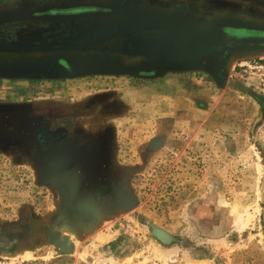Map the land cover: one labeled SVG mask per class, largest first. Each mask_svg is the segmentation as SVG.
<instances>
[{"label":"rangeland","instance_id":"rangeland-1","mask_svg":"<svg viewBox=\"0 0 264 264\" xmlns=\"http://www.w3.org/2000/svg\"><path fill=\"white\" fill-rule=\"evenodd\" d=\"M125 10L264 30V0H0V264H264V38L221 82Z\"/></svg>","mask_w":264,"mask_h":264},{"label":"water","instance_id":"water-1","mask_svg":"<svg viewBox=\"0 0 264 264\" xmlns=\"http://www.w3.org/2000/svg\"><path fill=\"white\" fill-rule=\"evenodd\" d=\"M104 16L110 19H119L124 28L125 26H130L135 31L140 32L145 29L149 35V47L151 51L168 58L172 56L183 59V62H186L189 66L196 64L204 57H214L216 59L214 73L221 82H224L227 78L228 72L226 68L233 52L237 47H247L246 43H230L232 39H228L227 30L264 31L255 28L224 26L220 23L201 28H192L190 23H186L187 21H185L184 17L173 12L159 13L150 11L149 14L144 15L137 10H125L124 12L107 13ZM143 19L147 20L143 23ZM109 26L111 25H107L108 29H111ZM209 28L216 29L223 36V39H211L205 36V30ZM227 40H229V43ZM237 44L240 45L237 46ZM154 68L158 70L159 74L163 71V68L160 66ZM160 146L161 139L154 138L151 140V148L155 149Z\"/></svg>","mask_w":264,"mask_h":264},{"label":"flooded vegetation","instance_id":"flooded-vegetation-1","mask_svg":"<svg viewBox=\"0 0 264 264\" xmlns=\"http://www.w3.org/2000/svg\"><path fill=\"white\" fill-rule=\"evenodd\" d=\"M91 10H94V8L93 7H87V6H80V7L66 8V9L54 8V9H52L49 12L51 14H54V15L55 14H67V15H70V14H78V13H82V12H87V11H91ZM227 34H228V37L230 39H232V41H234V43L243 44V43L249 41L251 43L250 44L248 43V44L251 47L252 46H255L257 44L262 45V43H258V42H255V41H251L250 39L264 38V31H254V30H240L239 31V30L229 29V30H227ZM245 39H248V40H245ZM62 63L63 64H66L65 61H63V60H62ZM65 133H66L65 129H60L58 131V135L57 136H62ZM38 136H39V139L41 140V143L44 146H48L49 144H51V141L56 138L55 136L51 135L47 131V129H44L43 131H41L38 134ZM43 136H48L49 140L47 142H45L43 140ZM149 147H150V144H149ZM150 149L152 150L154 148H151L150 147Z\"/></svg>","mask_w":264,"mask_h":264},{"label":"crops","instance_id":"crops-1","mask_svg":"<svg viewBox=\"0 0 264 264\" xmlns=\"http://www.w3.org/2000/svg\"><path fill=\"white\" fill-rule=\"evenodd\" d=\"M228 39H230V38H228ZM240 44H237V46H239ZM236 46V45H235ZM247 47H237V49L235 50V51H238V50H245ZM196 67H199V63L197 62L196 64H194V65H192V68H196ZM186 69L188 68V67H185ZM191 68V69H192ZM168 71V70H167ZM165 73V72H164ZM198 81V80H197ZM193 83H196V79L193 81ZM193 85V84H192ZM190 87H193L194 88V85L193 86H191L190 85ZM121 99H123V100H119V103H122V104H126V99L124 98V97H121ZM134 103H135V107L137 108V106H139V105H141L142 103H139L137 100H135L134 101ZM105 107H106V105H103L102 106V108H101V110H100V113H99V115H100V118H102V123H101V125L102 126H99L98 128H97V126H95L96 124H99V123H96V122H92L91 124H87V126H86V128H84V129H89V130H91V127H92V129H101V130H113V129H116L118 126H117V124L119 125V121L118 122H112V121H110V117H111V115L112 114H115V113H106L107 112V109H105ZM136 110V109H135ZM172 113V112H171ZM92 114V115H91ZM117 115H118V118H119V120H122L123 118H122V116L124 117V115H125V112H122V111H118V113H117ZM113 116V115H112ZM95 118V119H97V115H95L94 114V112H92V113H90V116H88V118ZM91 125V126H90ZM31 253H33L32 251H30Z\"/></svg>","mask_w":264,"mask_h":264},{"label":"bare ground","instance_id":"bare-ground-1","mask_svg":"<svg viewBox=\"0 0 264 264\" xmlns=\"http://www.w3.org/2000/svg\"><path fill=\"white\" fill-rule=\"evenodd\" d=\"M205 36H207L208 38H213V39H220L222 40L223 39V36L221 34H219V32L216 30V29H206L205 30ZM227 42L229 43V40H227ZM230 43H234V41H230ZM227 70V68H226ZM43 140L45 142H47L49 140L48 136H43Z\"/></svg>","mask_w":264,"mask_h":264}]
</instances>
